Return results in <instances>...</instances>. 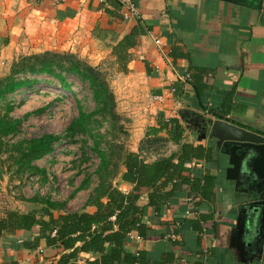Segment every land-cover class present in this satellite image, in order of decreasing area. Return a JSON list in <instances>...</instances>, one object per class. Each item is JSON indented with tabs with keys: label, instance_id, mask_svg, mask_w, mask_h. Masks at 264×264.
<instances>
[{
	"label": "crops",
	"instance_id": "obj_1",
	"mask_svg": "<svg viewBox=\"0 0 264 264\" xmlns=\"http://www.w3.org/2000/svg\"><path fill=\"white\" fill-rule=\"evenodd\" d=\"M112 2L0 0L4 52L11 57L66 52L92 67L109 59L121 81L114 87L119 105L129 110L132 120L126 151L149 164L171 156L177 162L182 144L213 152L211 162L194 160L190 167L197 179L205 174L216 178L214 199L189 197L188 188L179 187L171 208L160 217L146 210L152 238L138 240V250L156 255L175 249V264H264L262 208L257 206L264 201V178L252 166L256 154L226 144L215 130L217 123H225L264 137V0H131L138 18L129 20L123 18L121 7L122 20L110 14L116 12ZM133 29L142 34L127 50L130 59L124 74L111 56ZM191 70L204 75L200 98L182 80ZM173 85L181 86L178 97ZM171 119L184 129L180 145L170 142L165 132H155L159 123ZM115 183L124 193L133 189L120 179ZM147 201L148 191L142 189L139 205L145 207ZM185 202L188 207L182 205ZM81 210L96 211L93 206ZM197 215L205 218L199 221L203 227L199 245L187 224L189 219L199 220ZM169 219L176 220L174 228L166 225ZM173 229L179 231L178 237ZM176 239L184 249L171 247ZM11 240L4 237L1 245ZM201 251L208 253L204 259L197 258ZM60 253L41 244L37 251L21 252L19 264H56ZM12 255L6 254L9 259ZM80 257L84 261L90 255Z\"/></svg>",
	"mask_w": 264,
	"mask_h": 264
},
{
	"label": "trees",
	"instance_id": "obj_2",
	"mask_svg": "<svg viewBox=\"0 0 264 264\" xmlns=\"http://www.w3.org/2000/svg\"><path fill=\"white\" fill-rule=\"evenodd\" d=\"M112 3L114 6L117 5V14L115 11L110 14L122 20L119 14L120 4L117 0H113ZM139 34H142L140 29H133L113 48L111 57L117 65V71L127 73L126 65L130 59L127 50L135 46V37ZM146 70L147 74H150L148 67ZM37 75L52 78L69 92L72 89L65 84V76L75 75L88 83L96 110L90 115L81 113L80 121L94 115L114 116V96L105 80L103 81L101 71L70 53L44 52L20 57L13 63L10 74L0 79V99L30 88L36 83V79L32 77ZM203 76V73L191 70L185 81L188 90L193 92L196 98L202 97L205 90ZM172 89L176 97L181 94L180 85H173ZM13 110L14 106L7 105L5 115L0 119V154L3 151V139L18 132L20 122L9 118V113ZM214 114L222 118L221 115ZM155 132H165L168 140L177 145L181 144L184 135L183 127L174 119L159 123ZM57 140L58 138L53 135H43L19 145L17 151L19 157L16 160L19 170L37 171V167L32 165L33 162L52 153ZM174 158L171 156L149 164L138 155L125 150L120 160L122 169L119 174L120 180L132 185L133 189L124 193L118 189L116 183L114 185L100 183L95 189L97 196L89 198L85 204V207L93 206L96 209L92 214L84 210L67 212L66 203L51 199L34 200L41 207L26 213L1 208L0 264H19L21 252L37 251L41 244L61 251L56 264H175V249L156 255L138 250L139 241L136 238L147 242L152 238L151 229L145 221L146 210L152 209L160 217V212L165 213L171 208L169 203L181 186L188 188L189 197L196 196L200 200L210 202L215 196L216 178L209 174H199L202 177L197 179L195 177L197 173L193 174L190 165L194 160L202 162L213 160V152L202 146L182 144L177 162H174ZM169 186L170 190L165 191ZM142 189L148 191L145 207L139 205ZM192 200L194 198L188 202ZM188 202L182 205L188 207ZM198 205L199 203L195 206ZM189 209L193 211L194 207ZM189 220L191 221L187 224L192 226L197 237L196 245H199L203 234V227L199 221L202 222L205 218ZM175 222L176 220L169 219L166 225L174 228ZM172 233L175 237L179 235V231L175 229ZM4 237H12L9 244L1 245ZM171 244L172 248L174 246L185 248L179 239ZM8 252L13 254L10 259L6 256ZM81 254H88L90 258L81 261ZM205 255L208 253L201 251L197 253V258L204 259Z\"/></svg>",
	"mask_w": 264,
	"mask_h": 264
},
{
	"label": "rangeland",
	"instance_id": "obj_3",
	"mask_svg": "<svg viewBox=\"0 0 264 264\" xmlns=\"http://www.w3.org/2000/svg\"><path fill=\"white\" fill-rule=\"evenodd\" d=\"M25 56L30 55L8 56L0 40V79L8 76L13 63ZM78 59L90 65L86 59ZM97 68L114 96L113 117L94 115L80 121L81 113L90 115L96 107L88 83L75 75L65 76L71 92L52 78L37 75L32 77L36 83L30 88L0 99V119L5 107L11 105L14 110L9 118L20 122L18 132L3 139L0 210L26 213L41 207L34 200L51 199L66 203L67 212L79 211L89 198L97 196L95 189L100 183L114 185L120 179V160L132 120L129 110L119 105L114 87L121 81L117 80L113 63L105 59ZM43 135L58 138L53 152L33 162L37 171L19 170V145Z\"/></svg>",
	"mask_w": 264,
	"mask_h": 264
},
{
	"label": "water",
	"instance_id": "obj_4",
	"mask_svg": "<svg viewBox=\"0 0 264 264\" xmlns=\"http://www.w3.org/2000/svg\"><path fill=\"white\" fill-rule=\"evenodd\" d=\"M216 129L220 132L221 138L226 144L250 149L256 154L251 163L256 172L258 171L259 173H257L264 178V137L225 123H217L215 125ZM257 206L262 208L260 228L264 229V201L258 203Z\"/></svg>",
	"mask_w": 264,
	"mask_h": 264
},
{
	"label": "built area",
	"instance_id": "obj_5",
	"mask_svg": "<svg viewBox=\"0 0 264 264\" xmlns=\"http://www.w3.org/2000/svg\"><path fill=\"white\" fill-rule=\"evenodd\" d=\"M117 1L120 4L121 8L124 10L123 18L125 20L138 18L137 10L131 4V0H117ZM154 43L156 45H159L160 41L158 39H155ZM187 78H188V76L183 78L182 80L186 81ZM172 92H174V91L172 90ZM154 100H160V97H155ZM189 213H190L189 211L186 212V215H189ZM131 237H133V236H131ZM136 239L140 240V238H136Z\"/></svg>",
	"mask_w": 264,
	"mask_h": 264
}]
</instances>
